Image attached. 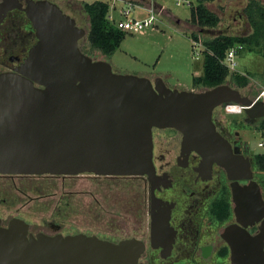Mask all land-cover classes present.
I'll list each match as a JSON object with an SVG mask.
<instances>
[{
  "label": "water",
  "instance_id": "95a60500",
  "mask_svg": "<svg viewBox=\"0 0 264 264\" xmlns=\"http://www.w3.org/2000/svg\"><path fill=\"white\" fill-rule=\"evenodd\" d=\"M12 9L25 14L35 42L17 67L0 72V174L146 176L152 182V128H173L182 134V152L200 155V169L208 172L215 163L231 180L236 224L223 237L232 255L239 232L246 242L255 240L245 228L264 216L261 190L249 158L216 130L212 111L232 102L259 119L261 100L227 83L185 90L160 77L115 72L81 51L86 30L57 3L0 0V22ZM167 226V216L152 215L151 239ZM257 238L263 244L264 226ZM151 246L165 255L172 244ZM144 250L135 237L113 242L85 233L33 234L23 219L13 217L5 227L0 219V264H139Z\"/></svg>",
  "mask_w": 264,
  "mask_h": 264
},
{
  "label": "rangeland",
  "instance_id": "374dc122",
  "mask_svg": "<svg viewBox=\"0 0 264 264\" xmlns=\"http://www.w3.org/2000/svg\"><path fill=\"white\" fill-rule=\"evenodd\" d=\"M51 1L61 6L79 27L87 31L88 18L82 3L96 0ZM157 2L167 14L159 13L154 24L140 32L125 33L109 57L92 49L86 35L79 40V46L92 59H105L115 72L139 76L147 74L152 81L160 77L171 88L202 90L193 87L192 78L203 73V47L194 45L190 33L202 39L220 34L246 36L251 32L247 18L249 6L254 3L264 9V0H213L205 5L218 16L219 22L215 27L199 28L189 22L190 8L197 4V0ZM111 13L116 18L119 16L117 10H111ZM134 15L144 16V12L135 10ZM19 21L13 16L0 25V61L12 52L13 39L17 37L16 33L19 35L13 27L16 25L18 29ZM260 46V51H250L244 46L236 57L235 72L246 76V85L226 82L251 99L264 92V41ZM3 70L0 64V72ZM260 100L264 103V97ZM241 113L226 114L222 105L218 117L237 122L245 120L243 127L238 123V130L242 140L247 141L250 154L264 153V146H258L260 141L264 142L257 129L259 121L254 122ZM252 170L264 198V172L253 166ZM140 192L142 182L133 176H0V217L4 223L12 217L23 219L33 234L85 233L108 240L132 236L141 238L148 230L140 222L142 213L135 209L139 205ZM49 224L57 227L55 231L52 232Z\"/></svg>",
  "mask_w": 264,
  "mask_h": 264
},
{
  "label": "flooded vegetation",
  "instance_id": "af4514ba",
  "mask_svg": "<svg viewBox=\"0 0 264 264\" xmlns=\"http://www.w3.org/2000/svg\"><path fill=\"white\" fill-rule=\"evenodd\" d=\"M59 7L64 11L61 6ZM14 10L17 9L9 11L0 25L9 21V14ZM13 30H18L19 35L16 31L17 37L13 39L12 52L10 51L7 58L0 61L4 70L17 67L35 42V35H32L34 33L24 32L20 27L18 29L13 27ZM222 105L215 107L212 111V121L216 130L237 153L250 160L247 141L242 140L238 130V123L240 122L243 127L246 124L245 120L237 122L220 119L218 112L222 110ZM241 114L245 115L243 111ZM261 119L251 120L257 122ZM181 140L182 134L173 128L153 127L152 162L157 178L150 182L146 176H133L142 182L138 206L142 213L140 222L142 221L141 224L148 230L141 238L132 236L145 244L139 264H264V239L263 244H257L259 240L257 235L261 233V227L264 226V216L245 228L255 240L248 243L246 237L239 232V239L236 240L238 246L236 245L232 255L230 246L223 237L226 234L225 228L236 224L231 198V180L227 178L224 169L215 163L211 165L208 172L200 169V155L194 151L182 152ZM0 176L16 175L0 174ZM254 176L253 171L255 180ZM246 182L247 180L239 181L240 184ZM227 206L229 215L225 216ZM152 215L157 219L167 216L166 228L169 229L162 237L153 240L151 239ZM0 219L4 227L10 220L4 223L1 217ZM49 226L52 232L57 228L53 224ZM109 241L117 242L118 240L112 238ZM151 244H172V247L168 254L163 255L161 246L153 248Z\"/></svg>",
  "mask_w": 264,
  "mask_h": 264
},
{
  "label": "trees",
  "instance_id": "16d2710c",
  "mask_svg": "<svg viewBox=\"0 0 264 264\" xmlns=\"http://www.w3.org/2000/svg\"><path fill=\"white\" fill-rule=\"evenodd\" d=\"M213 0H197V4L190 8L189 22L199 28L215 27L219 22L218 16L206 7V3ZM83 10L88 18V29L86 38L89 46L92 49L100 51L106 57H109L112 52L118 47L123 39L125 32L119 30L107 19L108 4L101 0H96L91 3H82ZM15 16L18 18L19 26L24 32L29 31L34 33V30L22 11L14 10L9 14V18ZM248 22L251 27V32L246 36H233L220 34L212 38H200L195 33H190L192 41L199 42L202 45L203 55V73L192 78L193 87L211 88L226 82L234 83L237 86H244L247 83V78L235 71H229L223 64L226 51L235 46L241 45L248 50L260 51L261 43L264 41V9L252 3L247 12ZM16 27V25H15ZM17 28V27H16ZM33 30V32H32ZM34 36V34H32ZM80 47V46H79ZM81 51L86 53L82 47ZM89 56V55H88ZM202 89V90H203ZM258 131L264 133V117L259 121ZM251 166L260 172H264V153L250 154ZM22 176V175H20ZM23 176H45V175H23ZM53 177L54 175H46ZM112 177V176H106ZM139 211V206L135 207ZM225 216L229 215L228 206L225 210ZM124 238V237H123ZM121 238V239H123ZM128 238V237H125Z\"/></svg>",
  "mask_w": 264,
  "mask_h": 264
},
{
  "label": "built area",
  "instance_id": "2783aa9c",
  "mask_svg": "<svg viewBox=\"0 0 264 264\" xmlns=\"http://www.w3.org/2000/svg\"><path fill=\"white\" fill-rule=\"evenodd\" d=\"M108 4L107 19L119 30L125 33H136L142 31L144 28L152 26L156 21V17L159 13L163 12V7L156 3L157 0H101ZM119 7V8H118ZM111 10H117L119 16L116 18L111 13ZM141 10L144 12V16H135L134 11ZM194 45L201 44L193 41ZM242 49L241 45H235L229 48L222 60L223 64L229 71L237 70L236 57L238 52ZM264 97V92L259 94L253 100H260ZM223 110L226 114H238L243 111V107L236 103L223 104ZM264 138V133H263ZM264 140V139H263ZM258 146H264V142L260 141Z\"/></svg>",
  "mask_w": 264,
  "mask_h": 264
},
{
  "label": "crops",
  "instance_id": "0c3cea01",
  "mask_svg": "<svg viewBox=\"0 0 264 264\" xmlns=\"http://www.w3.org/2000/svg\"><path fill=\"white\" fill-rule=\"evenodd\" d=\"M145 2H148V0H145ZM156 3L161 6V4H159L157 1H156ZM162 13H166L167 14V11L165 10V8H163V12ZM175 20H176L177 23H180V20L178 18H175ZM193 26H195V25H193ZM103 60H105V59H103ZM145 76L147 77L148 75L146 74ZM190 90H194V88L193 89H190Z\"/></svg>",
  "mask_w": 264,
  "mask_h": 264
}]
</instances>
